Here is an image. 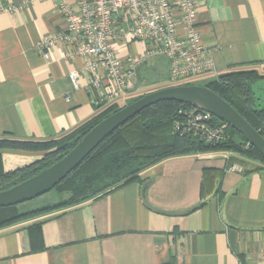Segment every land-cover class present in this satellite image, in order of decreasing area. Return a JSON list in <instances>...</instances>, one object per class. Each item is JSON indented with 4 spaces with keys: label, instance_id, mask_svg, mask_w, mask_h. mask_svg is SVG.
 Segmentation results:
<instances>
[{
    "label": "crops",
    "instance_id": "crops-1",
    "mask_svg": "<svg viewBox=\"0 0 264 264\" xmlns=\"http://www.w3.org/2000/svg\"><path fill=\"white\" fill-rule=\"evenodd\" d=\"M2 1L14 11L0 10V138L59 140L108 108L126 106L154 79L168 83L170 60L155 57L137 71L134 87L115 96L106 69L69 55L67 42L58 40L49 59L38 52L43 39L67 30L59 6L74 0ZM196 3L197 28L214 63L202 84L232 68L264 65V0ZM178 32L185 34L181 22ZM111 45L119 57L147 51L135 40ZM44 155L0 149L5 172ZM141 180L0 229V264H264V165L234 153L199 154L163 161ZM49 205L26 202L17 211Z\"/></svg>",
    "mask_w": 264,
    "mask_h": 264
},
{
    "label": "trees",
    "instance_id": "trees-1",
    "mask_svg": "<svg viewBox=\"0 0 264 264\" xmlns=\"http://www.w3.org/2000/svg\"><path fill=\"white\" fill-rule=\"evenodd\" d=\"M254 67L232 68L202 85L227 101L264 137V106L258 105V97L254 91V86L264 80V75ZM191 84L194 83H171L168 80L166 85L138 95L134 101L159 89ZM121 108L116 105L108 108L61 140L38 142L8 136L0 138V149L45 152L41 160L9 172L2 169L0 159V191L8 190L32 178L60 161L93 127ZM180 108L195 107L187 103L165 101L130 119L106 138L53 190L68 191L69 198L66 201L27 214L18 213L17 206L0 208V229L33 216L65 210L105 197L126 185L142 181L141 175L145 171L172 158L227 152L264 165V156L229 125V138L217 145H207L193 137L176 135L173 126ZM216 120L226 124L218 118Z\"/></svg>",
    "mask_w": 264,
    "mask_h": 264
},
{
    "label": "built area",
    "instance_id": "built-area-1",
    "mask_svg": "<svg viewBox=\"0 0 264 264\" xmlns=\"http://www.w3.org/2000/svg\"><path fill=\"white\" fill-rule=\"evenodd\" d=\"M0 10L12 12L14 8L0 0ZM59 12L67 20V30L43 39L38 52L49 59L48 51L58 40L67 42L72 46L69 55L91 58L89 66L94 70L106 69L115 96L125 95L134 87L137 71L155 57L170 60L171 83L193 81L213 70L212 52L203 45L197 28L196 0H74L64 1ZM180 22L185 27L183 36L178 32ZM120 40L140 41L147 51L119 57L111 44ZM71 78L76 83L77 73ZM92 83L102 87L97 76H93ZM227 127L206 111L180 108L173 131L179 137L217 145L229 138Z\"/></svg>",
    "mask_w": 264,
    "mask_h": 264
},
{
    "label": "water",
    "instance_id": "water-1",
    "mask_svg": "<svg viewBox=\"0 0 264 264\" xmlns=\"http://www.w3.org/2000/svg\"><path fill=\"white\" fill-rule=\"evenodd\" d=\"M165 101L191 104L214 115L241 134L264 156V137L221 96L203 85H176L151 92L122 107L93 127L60 161L34 177L0 191V208L18 206L53 191L118 128L145 109Z\"/></svg>",
    "mask_w": 264,
    "mask_h": 264
},
{
    "label": "rangeland",
    "instance_id": "rangeland-1",
    "mask_svg": "<svg viewBox=\"0 0 264 264\" xmlns=\"http://www.w3.org/2000/svg\"><path fill=\"white\" fill-rule=\"evenodd\" d=\"M255 70H257L261 75H264V65H257L254 67ZM158 78V76H157ZM169 80V79H168ZM154 84H148L146 86H144L143 88H141V91L139 92L138 95H142L143 93L145 92H148L152 89H155L156 87H161L163 85H166L167 82H162L160 78L157 79H154ZM192 83L194 84H202L201 82V79L200 78H197L193 81H191ZM135 86V85H134ZM254 91L256 92L257 94V97H258V105L259 106H264V80L258 82L255 86H254ZM134 100H130L128 102L127 105L133 103ZM61 140V139H59ZM69 198V192L68 191H51L50 193H47L45 195H43V197H39L35 200H32V201H29L30 204H33L34 207H39V206H45V205H49V204H52V203H55L57 201L60 202H64L66 201L67 199ZM49 206H52V205H49ZM48 207V206H46Z\"/></svg>",
    "mask_w": 264,
    "mask_h": 264
}]
</instances>
